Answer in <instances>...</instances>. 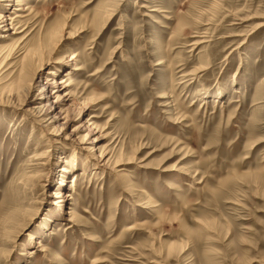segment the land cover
Masks as SVG:
<instances>
[{
  "label": "rangeland",
  "instance_id": "rangeland-1",
  "mask_svg": "<svg viewBox=\"0 0 264 264\" xmlns=\"http://www.w3.org/2000/svg\"><path fill=\"white\" fill-rule=\"evenodd\" d=\"M17 13L24 32L0 38V264H264V0H0ZM40 43L59 62L35 75ZM50 69L72 83L65 132L96 149L26 111Z\"/></svg>",
  "mask_w": 264,
  "mask_h": 264
},
{
  "label": "bare ground",
  "instance_id": "bare-ground-1",
  "mask_svg": "<svg viewBox=\"0 0 264 264\" xmlns=\"http://www.w3.org/2000/svg\"><path fill=\"white\" fill-rule=\"evenodd\" d=\"M6 1H12V0H6ZM29 9H31V8H29V6H26L24 8L20 7L17 10H29ZM19 17H23L22 14L17 13L13 17L12 16H6V14L5 15L0 14V38H3L4 40H13L16 35L24 32L25 28L23 29L22 24H20L22 21L18 19ZM262 25H264V22H261L258 25V27H260ZM202 42H204V41H198L197 43L196 42L195 43H196V45H199ZM2 46L7 47L8 45L6 44V45H2ZM45 48H46V44L40 43L38 46H35V47L28 49L26 54H25V57L27 58V60H26L27 63H25V66L29 65L34 69V71L36 70L35 75L38 72H40L45 65H48L51 62L52 63H58L59 62V61H57V59L51 61L52 57H50V56H48V58H47ZM11 49L9 52H12ZM48 52L49 51H47V53ZM11 55H12V53H9L5 57V61H2V63L0 64L1 68L7 66V64H6L7 60H9V58H11ZM74 69L80 70V69H82V67L78 66ZM21 70H23V69H21ZM53 74L54 75L56 74L55 70H52V69L48 70L47 75L45 76V81L42 84L43 91L45 93L43 98L45 99L46 104L44 106H40V107L35 106V105L30 106L29 104H26L28 106L26 111H30L31 113L35 114L37 122H39L40 125L44 127V129H52V131L54 132L55 137H56L55 140H57V141L58 140H62V141L72 140L74 142L77 140L79 143L85 144V145H87V143H91V145H93V146H91L90 149L91 150L94 149L95 147H97L100 138H102L101 135H97V136L95 135L93 138H89V139L87 137H85L83 140H79L75 130L69 134L65 132V126L67 124L66 120L64 122L60 123V121L62 119H66V116L63 115V111H62L61 107L68 100V98L71 97V92H70L69 88L72 85V83L68 82V80L64 79V78H60V79H57L55 77L51 78V75H53ZM12 95H13L12 92H8L6 96L10 97ZM20 108L23 110L22 106ZM89 132L94 133L92 129ZM105 152H106L105 150H101L100 153L97 152L98 153L97 155L99 157L98 159L106 160V161H104V163L106 162V164H107V162L111 161V158L108 157L107 159H105L107 156V153H105ZM106 164H105V166H106ZM117 164L120 165L121 162H118ZM53 196H55L56 198L59 199L58 202L62 201L61 200L63 198L62 194L54 193ZM42 245L43 244L38 240V247H41ZM42 250H44V249H42ZM59 261H60V258H59Z\"/></svg>",
  "mask_w": 264,
  "mask_h": 264
}]
</instances>
